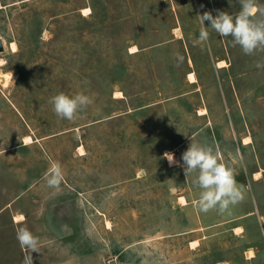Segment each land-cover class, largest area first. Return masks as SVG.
Here are the masks:
<instances>
[{"label": "rangeland", "instance_id": "obj_1", "mask_svg": "<svg viewBox=\"0 0 264 264\" xmlns=\"http://www.w3.org/2000/svg\"><path fill=\"white\" fill-rule=\"evenodd\" d=\"M173 1L188 51L179 40L157 45L179 33L170 32L169 1L0 0V72L9 76L0 80V264H26V257L31 264H264V241L254 248L228 225L191 242L198 235L187 232L192 213L175 198L189 178L194 195L201 190L195 174L186 177L164 158L169 152L182 164L191 141L210 140L235 178L247 171L238 142L243 130L264 136V50L253 54L262 63H253L213 30L201 45L193 12L208 0ZM214 3L240 10L238 0ZM133 45L141 49L131 53ZM188 53L198 92L185 79ZM219 57L227 70L216 69ZM238 72L246 79L222 95ZM60 92L92 102L75 120L61 119L49 103ZM56 164L60 185L42 184L45 202L30 197L29 183ZM18 214L25 220L14 223ZM22 227L38 238L37 252L20 245Z\"/></svg>", "mask_w": 264, "mask_h": 264}, {"label": "clouds", "instance_id": "obj_2", "mask_svg": "<svg viewBox=\"0 0 264 264\" xmlns=\"http://www.w3.org/2000/svg\"><path fill=\"white\" fill-rule=\"evenodd\" d=\"M240 10L236 14L216 10L213 16L211 11L197 15L200 21L198 43L201 45L209 41L211 28L221 37H230L232 46H239L244 54L253 55L258 50H264V6L257 0H238ZM208 21L210 26H205ZM89 96L78 93L69 96L60 92L52 96L49 103L57 117L75 120L80 112L91 104ZM164 158L169 165L183 168L185 176L195 174L193 183L200 191L197 207L200 211H219L224 213L230 206L238 204L243 199L242 186L235 179L233 168L223 163L213 147L200 143L190 142L186 151L182 153V164L175 160L174 154L166 152ZM63 180L59 164L53 167L47 177L50 187L56 188ZM17 239L22 247H27L33 252L38 251V238L27 228L22 227L17 232ZM26 264H31L30 258H25Z\"/></svg>", "mask_w": 264, "mask_h": 264}, {"label": "crops", "instance_id": "obj_3", "mask_svg": "<svg viewBox=\"0 0 264 264\" xmlns=\"http://www.w3.org/2000/svg\"><path fill=\"white\" fill-rule=\"evenodd\" d=\"M161 1V0H159ZM162 1H169L172 4V16L175 18V23H173L171 30V33L173 31H179L178 35L172 36L168 39H163L162 41L158 42V46H165L168 43L175 42L179 40V42L185 47V49L188 51L190 46L187 43L186 38V30L184 28V23L182 21V10L179 8L178 5L174 4L173 0H162ZM262 2L264 0H257V3L261 6ZM188 3L191 5L195 3L197 5V0H188ZM176 6V7H175ZM90 8V7H89ZM218 5L214 3V0H208V7L205 9H200L196 7L193 12V16L202 15L205 11H211L213 16L217 14ZM239 11L232 12L229 14H236ZM171 13V12H170ZM149 15V14H148ZM199 18V17H198ZM199 20V19H198ZM200 24V21H199ZM205 26H210L208 21H205ZM201 27V25H200ZM211 28L208 29L209 33L211 32ZM132 47L136 48L137 52L141 48L136 47V45H133ZM131 51V53H134ZM239 53L241 54V51L239 50ZM246 54L243 53L242 56L245 57ZM188 53V57L186 59V64L189 67V70L185 74V79L187 80L188 85H192L191 91L198 92L201 91V85L199 83L200 78H198L196 70L194 69V60ZM248 56V55H247ZM254 60L253 63H262L261 61V53H259V56L253 55ZM243 57V58H244ZM249 57V56H248ZM259 57V58H257ZM218 61H225L227 66L218 68L216 66V63ZM229 61L226 57H219L215 60V67L219 71H225L229 67ZM193 74L196 81L190 82L188 80V75ZM245 72H238L236 75H230L229 78L232 80L231 86H228V84H225L221 88L222 95L228 96L231 93V89L229 87L234 88V81L236 80H243L246 79ZM236 90V89H235ZM205 108V107H202ZM201 109V108H200ZM206 109V108H205ZM208 111L206 109L207 114ZM205 114H199L198 115H205ZM243 132L239 136V151L241 159L244 163V166L246 167V172L243 173L242 176L239 178H235L236 182L239 186H242L243 190V199L238 204L234 206H230L229 210L220 213L219 211L213 210L209 211L207 213H204L200 211L197 207V203L199 200L200 195H194V192L196 191L195 188L192 187L191 178H189V187L188 190L179 191L176 195L175 202L179 205H182L188 209L190 213H192V220L190 221V229L187 231L188 233H198L197 236H193V241H199L200 239L204 238L207 239L206 230L212 229L218 226L222 225H228L230 226V230L237 234L242 236L247 241L256 242L258 245L254 244V248L261 246V242L264 241V136L261 135L260 132H258V136H256V133H252V135L245 130L241 131ZM250 137V142L244 143L243 138ZM31 143V142H30ZM208 146L213 147L212 142L208 140ZM219 154V153H218ZM221 154V153H220ZM221 156V155H219ZM258 161V164L256 162ZM51 173V170H48L44 172L43 174L40 173L35 176L34 181L30 182L28 185V191L29 196L34 194V198L38 201H42V196L38 194V189L42 187V184L46 182L47 177ZM260 173V176L258 178L254 177V174ZM63 189V188H62ZM60 190V192H63L64 190ZM65 192V191H64ZM33 197V196H32ZM183 198L185 200L184 203L180 201V198ZM15 197L14 201L16 200ZM4 210V207L0 208V214ZM17 217V218H15ZM12 220L14 223H19L25 220L24 216L21 214L13 215ZM236 229L238 231L236 232ZM185 232V233H187ZM201 232V233H200ZM202 234V235H201ZM253 255V254H252ZM255 254L251 257L248 255L249 260L255 258Z\"/></svg>", "mask_w": 264, "mask_h": 264}, {"label": "bare ground", "instance_id": "obj_4", "mask_svg": "<svg viewBox=\"0 0 264 264\" xmlns=\"http://www.w3.org/2000/svg\"><path fill=\"white\" fill-rule=\"evenodd\" d=\"M82 13H83V15H85V14H87V13H90V9L88 8V7H86V8H84V9H82ZM6 47V46H5ZM10 49H11V51H16V45H15V43H10ZM131 51H136V48L135 47H132L131 48ZM1 64H3V59H0V65ZM219 64H221V62H218L217 63V65H219ZM188 77H189V79H190V81H194V76H193V74H189L188 75ZM9 78V76H8V74H4V73H2V72H0V80L2 79V80H7ZM1 80V81H2ZM24 141L25 142H29L30 141V138L29 137H26V138H24ZM243 142L244 143H248L249 141H248V139H243ZM260 176V173H256V174H254V177L255 178H258ZM16 218V217H15Z\"/></svg>", "mask_w": 264, "mask_h": 264}, {"label": "water", "instance_id": "obj_5", "mask_svg": "<svg viewBox=\"0 0 264 264\" xmlns=\"http://www.w3.org/2000/svg\"><path fill=\"white\" fill-rule=\"evenodd\" d=\"M3 50H4L3 42H2V40L0 39V52H2Z\"/></svg>", "mask_w": 264, "mask_h": 264}]
</instances>
